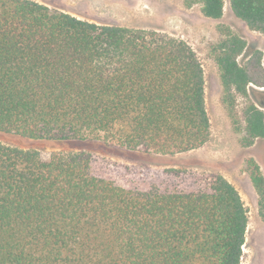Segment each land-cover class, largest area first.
<instances>
[{
  "label": "trees",
  "instance_id": "16d2710c",
  "mask_svg": "<svg viewBox=\"0 0 264 264\" xmlns=\"http://www.w3.org/2000/svg\"><path fill=\"white\" fill-rule=\"evenodd\" d=\"M193 4L223 16L224 0ZM229 11L264 35V0H229ZM244 47L232 38L215 59L231 115L235 94L248 95ZM244 130V147L264 140V96L246 108ZM0 133L188 153L210 138L204 71L167 34L0 0ZM244 169L264 220V176L252 157ZM170 181L126 189L97 176L84 153L44 161L0 143V264H240L248 216L235 187L221 175Z\"/></svg>",
  "mask_w": 264,
  "mask_h": 264
},
{
  "label": "rangeland",
  "instance_id": "374dc122",
  "mask_svg": "<svg viewBox=\"0 0 264 264\" xmlns=\"http://www.w3.org/2000/svg\"><path fill=\"white\" fill-rule=\"evenodd\" d=\"M80 20L99 25L154 30L186 42L196 53L205 79V106L210 120V138L199 149L177 155L132 151L102 139L84 141L33 140L0 133V143L23 150H36L42 160L55 154L84 153L91 158L97 176L126 188H142L155 182L193 178L201 184L221 175L238 191L248 216L240 264H264V220L258 198L244 169L252 157L264 176V140L243 146L245 110L264 95V35L251 30L229 11L221 19L203 16L200 5L188 7L185 0H32ZM239 39L245 45L238 63L249 76L248 95L235 94L232 115L222 102L216 57L219 48Z\"/></svg>",
  "mask_w": 264,
  "mask_h": 264
}]
</instances>
